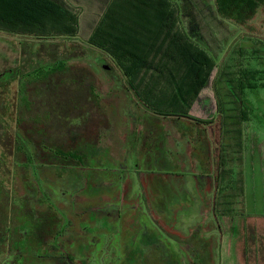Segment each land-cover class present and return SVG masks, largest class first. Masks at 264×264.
I'll list each match as a JSON object with an SVG mask.
<instances>
[{
    "label": "rangeland",
    "instance_id": "1",
    "mask_svg": "<svg viewBox=\"0 0 264 264\" xmlns=\"http://www.w3.org/2000/svg\"><path fill=\"white\" fill-rule=\"evenodd\" d=\"M70 10L74 13V18H77V21L79 20V24L83 27L82 34L89 32L90 26L87 22L90 23L95 15H88L87 8L80 5L71 6ZM251 25L252 29H242L238 31L234 39L226 44L227 49L223 51L215 61V66H217L218 71H212V76L207 87H195V84L190 79H186V76L176 72L166 74L160 71L154 72L144 69H132L127 72L130 82L133 85L134 92H136L152 110L160 113V115H155L160 117L163 121L165 120L163 127L166 133L169 134L168 139L171 141V145L174 146L175 144V135L173 133V128L175 126L170 120L173 118H182L179 115L184 112V109L188 110L191 117H199V119L203 121L211 120L212 122L216 120L218 122L201 125L196 121L187 119L196 124L200 129L199 132L201 137L196 146H198L200 151H207L209 148V156L212 152H216L215 157L217 158V163H219L220 156L222 155V164L225 171L221 172V174L220 172L217 173L212 166V159L207 157L211 163L208 164V166L206 165L204 168L205 170H200L202 174L196 173L194 176L199 182H203L204 179L207 178L208 172L215 171L220 179V190L217 191L220 198L218 197L217 202L222 204L224 198H226L225 201L228 200L232 202L233 211L240 213L241 216L238 220L240 222L239 229L234 232V235H229L228 232L225 231L226 223L221 219V207L217 206L215 213L217 219L220 221L221 228L219 230L217 229L215 235H212L211 232L206 233V231L201 228L197 229L193 227V230L191 229L188 232H183V236H177L175 238H166L164 236L168 244L175 245L174 251L181 262L180 264H264V217L262 214L264 210V173L262 175L257 173L259 169L264 170V16L258 15L251 22ZM47 34L55 35L56 32L49 31ZM17 41L18 39L15 40L14 38L7 40L8 48L0 45V52H3L8 58L4 63L2 61L0 62V72L9 65H15V63H17L15 62L16 60L18 61V54L15 52ZM46 41L51 44L49 49L53 51L56 49L55 46H59L62 51L63 48H72L74 45H79L74 38L51 36V38ZM98 44L101 45L100 43ZM41 51L44 55L47 52V48H41ZM77 51H79L78 48ZM43 60L45 59H37L30 63L24 61L26 65L23 63L21 69L24 68V71L33 70L37 68L38 65L43 64ZM45 62L47 61L45 60ZM230 66H232L231 69L234 76L231 75ZM74 68L75 71H79L80 68L88 69L94 84H92V81H90V84L88 81L82 84V82H84L82 78L78 79L79 82H74L69 76H67L69 78L61 80V84L58 83V79H56L55 85H62L59 91L54 96L52 93H47V96L40 97V100L48 102L52 107H55V121L62 120V122H60L62 124L67 122L69 125L71 123L73 125L83 123L82 125L87 127L91 122H96L97 117H105L103 118L106 119L104 123L99 120L101 122V130H98L99 126L96 127V130L101 133L100 139L102 145L106 147L113 156L117 158L121 157L124 146L122 145V140L124 139L126 131L129 130L126 116L129 115L131 118L133 117V124L135 123L133 127H139L141 133H145L143 135H146L147 128H149L148 122L151 123L152 121L151 116L148 115L149 111L142 106L141 103L138 102V104H135L133 99L135 95L132 94L133 92L129 88H127L128 90L125 88L119 89V87L115 86L113 82L109 80L110 76L107 75L102 68V70H97L91 62L81 61H78ZM25 74L26 73H20L21 82H24ZM75 78H77V76H75ZM238 80L243 87L241 103H239L235 97L233 98L231 96L232 87L235 89L234 84L239 86ZM232 81H234V83ZM200 84H202V82ZM193 85L194 91H192ZM16 88L17 84L13 83L8 91L9 94L7 99L2 95L1 98L3 102L6 101L7 103L8 101L9 103L11 99H13ZM90 88H96L98 92V94L96 93V95H98L97 99L100 100L99 108H101V112H95V110L91 116L83 111V108L87 109L89 106H96V104L93 103V98L87 97V92L88 89L91 90ZM235 92L237 93L238 91L235 89ZM128 99H131L134 104L128 102ZM135 99L137 100L136 97ZM181 103H183V105H181ZM77 108L81 109V115L79 113L80 110H77ZM70 109H73L72 115L66 114L67 110ZM151 109L150 112H152ZM16 111L20 113L19 108H17ZM208 114H211L210 117H208ZM10 117L11 116L7 117L8 121H6L8 129L14 127L13 123L10 121L13 117ZM212 117L213 119H211ZM20 118L23 119V115H20ZM22 119L21 121H23ZM142 119L145 121H139ZM94 129L95 127L93 126V130ZM5 132V127L0 128V149L4 148V146L8 148L10 143L8 138V140L4 138L5 136L3 134ZM16 133L20 138L21 132ZM245 134L247 136L246 143L245 146L241 148L240 142L244 140L243 136ZM41 135L42 131H40L37 136L40 137ZM132 135H134V131H132ZM249 137L251 139L247 141ZM260 151H262V153H260ZM98 155L103 157L104 165L102 168L104 172L114 168L111 166L112 163L110 160L108 164L104 161L107 160V152L105 150L101 149L98 151ZM10 159H8V162L11 164L10 170L15 172L20 180L22 178L21 176H26V179L30 180V183L18 184L16 193L19 191L22 196L31 197L32 194L28 195L25 188L29 187L28 184H32L31 182L35 183L36 187L39 189L38 194L39 197L42 198L43 203H48L58 215L62 216L63 219L65 218L63 224H67L68 222L77 224L81 214H84V212L80 210L82 202H90L95 198V193L92 192L91 188L88 190L85 188L86 193L84 194V198L82 190L84 188L83 179L86 178L87 175H90L92 170L98 168L96 167V162L94 163L95 166L89 167L86 172L72 171L71 173H67V176L58 178V173L62 172V169L60 167L56 168L53 164H40L35 160V163L30 167L25 160L18 161L14 158ZM241 163L244 166H241ZM7 165L8 164H6V166ZM240 169H244V172L247 173V176H244L248 185L247 189L249 190L250 182H253L255 185L254 192L256 189L258 195L255 201L253 200V196L249 195L251 189L246 198H243L242 193H239V189L241 190L243 187V177H240L238 173ZM104 172H102L103 176H101V179L104 180L105 184H111L112 179H110V177H113V175L109 174V172ZM69 175H71L70 178ZM5 177L8 178V176ZM6 178L5 180H7ZM225 182H228V184L232 186V191L223 190L225 189V185H227ZM113 185H115V183ZM134 186L135 185H133V187ZM135 189H137V187H135ZM76 191H79L80 194H76ZM87 194H89V196H87ZM99 194H101V197H104V200H107L103 205L104 212L110 211L111 207L112 209L113 207L117 209V205L110 203L113 199V193L111 191L100 190ZM21 195L13 196L9 203L12 208L11 218L13 220V226H15L16 229H18V225L21 224V221L25 220L24 217L26 216L21 202L22 197L20 198ZM72 195H74V204L72 205H65L63 201L60 200L62 197L71 198ZM228 196H232L231 199L228 198ZM75 197H77V199H75ZM249 197H251V202ZM81 198L83 199L81 200ZM0 202V216L5 218L9 206L6 203V199L2 197V193ZM141 204L142 203H140V205ZM77 209H79V212L75 213ZM124 210L125 208H123L121 216L124 214ZM218 220H216V222L219 225ZM242 225H244L247 230L245 235L241 233ZM12 235H15V233L13 232ZM103 235L104 241L106 242L103 250V264H117V260L123 250L120 244V238L119 236H115L113 240L110 241V236L107 234ZM73 243L74 241L71 244H66L65 250L68 254H72V249L76 248V245Z\"/></svg>",
    "mask_w": 264,
    "mask_h": 264
},
{
    "label": "flooded vegetation",
    "instance_id": "2",
    "mask_svg": "<svg viewBox=\"0 0 264 264\" xmlns=\"http://www.w3.org/2000/svg\"><path fill=\"white\" fill-rule=\"evenodd\" d=\"M6 60L8 58L3 63ZM38 75L39 73L25 84L31 98L29 112L25 113L23 119L13 117L10 120L14 125L12 129L7 128V123L5 125L3 137L8 138L10 143L8 148L4 146L0 149V159L7 162L10 156L17 155L21 158L31 157L34 163L35 160L45 165L52 163L56 168L62 169L58 178H63L72 171L86 172L96 162L98 168L83 179L82 190L84 195L85 188H91L95 198L90 202H82L80 210L84 214H81L77 224H63L65 218L58 215L48 203H43L35 183L31 182L33 185L28 184L29 187L25 188L28 195L32 194L31 197L22 196L18 191L20 197L30 200L33 229L30 236L21 235L16 239L18 249L9 248L8 242L5 243L1 264H28L30 261L34 264H103L106 243L103 234L110 236V241L115 236L120 238L123 250L117 264H180L174 251L175 245L168 244L164 236H183V232H188L193 227L216 234L217 229L221 228L216 222L215 213L218 197L220 198L217 193L220 179L215 173L216 152L209 156V148L207 151H200L196 146L201 137L196 124L187 119H171L175 126L173 146L163 127L165 120L149 113L152 121L148 122L147 134L143 135L145 133H141L139 127H133V117L128 115L126 118L129 130L122 140V156L117 158L102 145L100 139L101 133L98 130H101L100 123L106 121L103 119L105 117H97L96 122H91L87 127L83 123L69 125L68 122L60 123L62 120L55 121V107L41 101L40 97L47 96V93L54 96L62 85H55V74H51L47 81H40ZM9 87L4 90L3 96L6 99ZM21 89L17 83L11 103L5 101V104L16 105L15 99ZM93 93L96 95L98 92L94 89ZM77 110H80L81 115V109ZM83 111L91 116L93 111L101 112V109L99 111L98 107L89 106L87 109L83 108ZM72 112L73 109H70L66 114L72 115ZM40 131L42 135L38 137ZM16 132H21L20 138ZM101 149L107 152V160L104 161L108 164L110 160L114 167L105 172L102 168L103 157L98 155ZM207 157L212 159L215 171L208 172L207 178L199 182L194 175L202 174L200 170L211 163ZM102 172L113 175L110 179L115 185L105 184L101 179ZM21 177V180L16 179V188L18 184L30 183L26 176ZM100 190L113 193L110 203L117 205V209L113 207V210L111 207L110 211L104 212L103 205L107 200L101 197ZM78 192L76 194L79 195ZM3 198L6 199L5 195ZM60 200L65 205H72L74 195ZM140 203L144 205V210ZM123 208L125 210L121 216ZM73 241L76 248L72 249V254H68L66 244ZM9 245L12 246V243Z\"/></svg>",
    "mask_w": 264,
    "mask_h": 264
},
{
    "label": "trees",
    "instance_id": "3",
    "mask_svg": "<svg viewBox=\"0 0 264 264\" xmlns=\"http://www.w3.org/2000/svg\"><path fill=\"white\" fill-rule=\"evenodd\" d=\"M74 5L84 6L87 8L88 15H95L90 23L87 22L90 26L89 32L82 34L83 27L70 10V7ZM258 15L264 16V0H0V45L8 48L7 40L18 39L15 45V52L18 54V61H15L17 63L14 62L15 65L12 64L0 72V98L4 95V90L13 83H18L19 87H22L21 91L23 90L15 99L16 105L14 103L6 105L2 98L0 99V128L5 127L7 117L20 118V115L24 117L25 113L29 112L31 98L25 84L38 73L40 81H47L51 74H55L60 84L61 80L69 77L74 82L82 78L84 81L82 84L87 81L89 84L90 81L94 84L88 69L80 68L79 71H75L74 66L78 61L91 62L97 70H102L104 65L108 66L111 70L109 80L119 89L129 88L137 98L136 100L133 97L134 101L141 103L151 116L158 117L160 113L152 110L134 92L128 70L144 69L166 74L176 72L190 79L195 87H207L212 71H218L215 61L227 49L226 44L234 39L238 31L252 29L251 22ZM49 31H54L56 34L49 35L47 34ZM51 36L74 38L79 45L63 48L62 51L59 46H55L56 49L53 51L49 49L51 44L46 41ZM41 48H47L44 55ZM6 58L7 55L0 52V62ZM37 59H45L47 62L43 60V64L30 71L21 69L23 63L26 65ZM20 73H26L24 82L20 81ZM231 73L234 76L232 69ZM238 85L234 84L237 93L232 87L231 96L241 103L243 87L239 80ZM90 89H88V97L93 98V103L96 104L94 106L100 110L99 100L93 93L96 88ZM192 91H194V85ZM128 102H132L131 99H128ZM17 108L20 113H17ZM211 114H208V117ZM179 116L201 125L218 123L216 120L211 122V120L203 121L199 117H191L187 109H184ZM243 137L244 140L240 142L241 148L245 146L246 134ZM250 139L249 137L247 141ZM10 158L18 161L25 160L30 167L34 163L31 157L21 158L12 155ZM10 166L8 161L6 163L0 159V196L1 193L2 197L6 196V203L9 206L7 216L5 218L0 216V264L5 243L8 242L9 248L18 249L16 239L21 235L30 236L34 223L30 200L20 197L26 216L25 220L18 225V229L13 226L12 208L9 203L13 196H18L16 179L19 177L10 170ZM241 166L244 165L241 163ZM216 171L220 174L224 171L222 155L219 163L216 161ZM238 173L240 177H243V187L239 189V193L246 198L251 189L249 193L255 201L258 195L256 189L254 192V183L249 185L248 190L247 181L244 178L247 173L244 169H240ZM257 173L262 175L264 170L259 169ZM225 184L228 186L225 185L223 190H233L228 182ZM231 197L228 196L230 199ZM225 199L222 204L218 202L217 206L221 207V219L226 223L225 231L229 235H234V232L239 229L238 220L241 216L240 213L233 211L232 202ZM249 200L251 202V198ZM262 214L264 217V210ZM218 222L220 225L219 220ZM13 232L15 235H12ZM246 232V227L242 225L241 233L245 235ZM10 243L12 246L9 245ZM28 264H34V262L30 261Z\"/></svg>",
    "mask_w": 264,
    "mask_h": 264
},
{
    "label": "water",
    "instance_id": "4",
    "mask_svg": "<svg viewBox=\"0 0 264 264\" xmlns=\"http://www.w3.org/2000/svg\"><path fill=\"white\" fill-rule=\"evenodd\" d=\"M102 69H103V71H104L107 75H110L111 70H110V68H109L108 66L104 65V66L102 67Z\"/></svg>",
    "mask_w": 264,
    "mask_h": 264
},
{
    "label": "crops",
    "instance_id": "5",
    "mask_svg": "<svg viewBox=\"0 0 264 264\" xmlns=\"http://www.w3.org/2000/svg\"><path fill=\"white\" fill-rule=\"evenodd\" d=\"M250 196H251V194H250ZM251 198V197H250ZM261 200H262V198H261ZM225 233V232H224Z\"/></svg>",
    "mask_w": 264,
    "mask_h": 264
}]
</instances>
